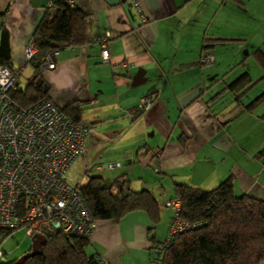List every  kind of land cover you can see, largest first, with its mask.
<instances>
[{"label":"crops","instance_id":"0c3cea01","mask_svg":"<svg viewBox=\"0 0 264 264\" xmlns=\"http://www.w3.org/2000/svg\"><path fill=\"white\" fill-rule=\"evenodd\" d=\"M56 1L0 0L14 68L46 13L55 15ZM74 1L91 14L92 36L108 37L110 60L94 42L65 46L56 68L42 72L48 97L63 110L80 107L82 122L106 140L87 155L103 150L96 166L121 164L107 180L105 171L96 175L150 190L164 221L162 234L156 226L151 235L144 212L99 220L87 254L108 264H152L151 238H166L173 216L166 203L178 183L212 190L233 176L236 194L264 199V100L251 107L264 94L252 96L264 84V75L253 74L256 64L264 71V0ZM206 54L215 65L201 63ZM246 74L250 84L235 86ZM149 96L154 104L141 112Z\"/></svg>","mask_w":264,"mask_h":264},{"label":"trees","instance_id":"16d2710c","mask_svg":"<svg viewBox=\"0 0 264 264\" xmlns=\"http://www.w3.org/2000/svg\"><path fill=\"white\" fill-rule=\"evenodd\" d=\"M54 7L55 15L47 12L33 34L38 52L29 62L34 73L28 86L10 94L23 108L48 97L49 91L44 93V88L33 80L36 75L43 78L42 58L65 46L81 47L94 42L91 14L76 3L71 5L70 0H57ZM261 58L264 62L262 55ZM0 65L14 69L11 37L3 25H0ZM249 84L246 74L235 86L244 88ZM263 100L264 94L251 107ZM62 111L78 123L82 122L80 107L70 106ZM81 192L96 222H120L131 213L144 212L152 223L148 229L152 235L161 221V207L156 196L150 190L135 191L126 180L116 179L107 184L102 176L93 175L81 185ZM174 192L172 200L181 203L179 218L192 227L177 235L169 246L166 245L168 231L163 242L151 238L157 253L152 264H264V199L236 194L233 176L212 190L178 183ZM174 218L173 213L171 222ZM89 244V238L70 237L63 232L48 234L43 254L28 259L25 264H108L99 254H87ZM2 264H17V260Z\"/></svg>","mask_w":264,"mask_h":264},{"label":"built area","instance_id":"2783aa9c","mask_svg":"<svg viewBox=\"0 0 264 264\" xmlns=\"http://www.w3.org/2000/svg\"><path fill=\"white\" fill-rule=\"evenodd\" d=\"M70 4L75 5V1L70 0ZM107 41L108 37H94L104 62L110 60ZM37 52L31 39L25 48L28 63ZM59 52L40 60L43 71L56 68ZM200 61L203 65H215L212 54L203 55ZM122 66L129 68L127 63ZM24 71L22 65L14 69L0 65V264L7 262L3 245L15 231L25 229L31 239L39 235L47 238L56 232L90 238L96 227L81 192V181L69 176V171L106 140L90 124L78 123L66 115L48 97L29 108L18 106L10 94L21 89L19 81ZM154 101V96L143 98L138 110L149 111ZM120 167V163H109L98 165L96 171ZM90 171L86 168L81 179ZM166 207L172 209L175 217L167 234L169 246L192 225L179 218L178 200L168 201Z\"/></svg>","mask_w":264,"mask_h":264},{"label":"rangeland","instance_id":"374dc122","mask_svg":"<svg viewBox=\"0 0 264 264\" xmlns=\"http://www.w3.org/2000/svg\"><path fill=\"white\" fill-rule=\"evenodd\" d=\"M249 62L255 64L254 60H250ZM22 66L25 67V71L20 78L19 86L21 89H26V87L28 86L29 78L31 76L33 68H32V66L29 65L26 57H25V61H24ZM255 67H256V68H254L255 73H253L254 75H256V76L264 75V71L261 67H258L257 64L255 65ZM256 86H258V85H256ZM259 87L256 88L252 92V96H254V97L257 96V98H258L259 95L264 93V84H262ZM258 92H260V93H258ZM255 94H257V95H255ZM263 104H264V102H263ZM263 104H261V105H263ZM263 110H264V106L262 108V111ZM94 156H95V153H94ZM97 163H103V162L99 158L94 161L93 157L90 158L88 156H83L70 169L69 176L74 177L76 181H81V185H84L87 183L90 176H93V175L100 173V172L98 173V171H96L97 166L95 164H97ZM86 168H89L91 171H90V173L87 174L85 179H81L82 173H84ZM107 171L108 170H105V173H103V176H105V179L108 176ZM163 223H164V221L161 217V221L157 225V226H159L158 229H159V231H161V234H162ZM156 228H155V230H157ZM31 246H32V239L27 237L25 229H22L19 231H15L11 235V237L3 245V250L6 251V253H7V260H9L11 262V261H16L20 257H22L26 252H28L31 249Z\"/></svg>","mask_w":264,"mask_h":264},{"label":"water","instance_id":"95a60500","mask_svg":"<svg viewBox=\"0 0 264 264\" xmlns=\"http://www.w3.org/2000/svg\"><path fill=\"white\" fill-rule=\"evenodd\" d=\"M33 80L36 82L37 86L39 87H43L44 88V93H47L49 91V86L47 85V83L44 82L43 78H38V76H34ZM103 150L97 152L93 158V160H97V158L99 157V155L102 153ZM47 243V238L44 236H36L34 239H32V246L30 251H28L27 253H25L22 257H20L17 260V264H25V262L30 259L33 258L37 255H42L43 254V249L44 246Z\"/></svg>","mask_w":264,"mask_h":264}]
</instances>
